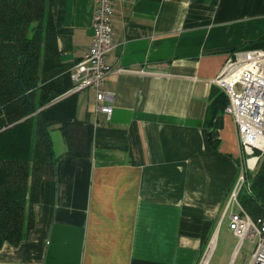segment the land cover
Instances as JSON below:
<instances>
[{"label":"crops","instance_id":"crops-1","mask_svg":"<svg viewBox=\"0 0 264 264\" xmlns=\"http://www.w3.org/2000/svg\"><path fill=\"white\" fill-rule=\"evenodd\" d=\"M95 6L54 0L71 66L91 45ZM113 21V113H94L95 94L84 90L77 116L94 122L92 154L68 155L64 138L53 139L61 157L44 167L35 226L18 245L4 243L0 264H199L206 255L210 264L242 164L223 108L209 133V105L222 92L213 80L235 51L264 48V0H116Z\"/></svg>","mask_w":264,"mask_h":264},{"label":"trees","instance_id":"trees-1","mask_svg":"<svg viewBox=\"0 0 264 264\" xmlns=\"http://www.w3.org/2000/svg\"><path fill=\"white\" fill-rule=\"evenodd\" d=\"M53 5L0 0V249L26 240L35 226L44 167L61 157L52 131L60 129L68 155L90 157L93 150L94 122L78 119L79 91H72V66L61 57ZM226 103L223 92L210 103V135ZM239 200L251 216L264 215V155L255 174L247 172Z\"/></svg>","mask_w":264,"mask_h":264},{"label":"built area","instance_id":"built-area-1","mask_svg":"<svg viewBox=\"0 0 264 264\" xmlns=\"http://www.w3.org/2000/svg\"><path fill=\"white\" fill-rule=\"evenodd\" d=\"M115 1L96 0L91 45L70 71L72 91L92 90L94 113H103L108 119L114 110V93L105 88V82L111 69L108 56L114 48ZM213 82L227 98L224 111L233 117L247 155L225 205L229 227L239 239L236 252L249 239L254 244L249 264H264V215L251 216L239 202L240 191L247 184V169L255 170L264 155V48L235 51ZM199 264H209V257L204 256Z\"/></svg>","mask_w":264,"mask_h":264},{"label":"rangeland","instance_id":"rangeland-1","mask_svg":"<svg viewBox=\"0 0 264 264\" xmlns=\"http://www.w3.org/2000/svg\"><path fill=\"white\" fill-rule=\"evenodd\" d=\"M78 99L81 105H83L84 107V105L87 102V92H85L84 90L79 91ZM52 138L55 140L57 145H59V143L63 141V135L60 129L56 128L52 131ZM246 158L247 155L242 151L241 165H245ZM257 168L258 165L255 170H249V169L247 170L249 171V174H255ZM234 183L235 180L228 190L225 200V205L227 202L228 195L232 190ZM229 223H230L229 217L228 215H226V217L223 218L222 223L220 224L218 229L219 230L218 240L215 249L211 254L210 264H249L253 258L254 244L251 240L246 239L244 240L243 245L236 252V248L239 245V239L236 236H234L232 230L229 227Z\"/></svg>","mask_w":264,"mask_h":264}]
</instances>
